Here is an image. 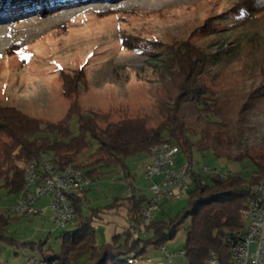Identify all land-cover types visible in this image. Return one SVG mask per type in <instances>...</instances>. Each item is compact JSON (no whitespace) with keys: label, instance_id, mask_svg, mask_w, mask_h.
I'll list each match as a JSON object with an SVG mask.
<instances>
[{"label":"rangeland","instance_id":"1","mask_svg":"<svg viewBox=\"0 0 264 264\" xmlns=\"http://www.w3.org/2000/svg\"><path fill=\"white\" fill-rule=\"evenodd\" d=\"M246 1L88 0L25 16L9 12V19L0 22V104L58 122L69 110L70 100L63 95L65 80H69L80 84L75 97L84 111L110 114L112 120L154 118L176 77L174 53L180 45H188L210 57L207 82L228 116V130L236 138L234 149L240 151L246 144L263 149L264 98L257 108L241 114L247 95L257 91L264 95V11L239 13ZM155 47L163 52L155 55ZM70 125L77 135V115ZM95 148L92 142L90 151ZM89 153L81 157L79 167L88 165ZM149 160L150 154L127 159L132 187L120 169L105 170L86 189L84 216L112 204L115 197L133 192L151 197L152 184L145 173ZM194 160L196 165L223 173L242 172L249 177L252 171L248 161L240 165L198 153ZM13 200L5 189L0 190V213L10 218L7 234L19 244L48 239L43 250L60 253L59 236L68 228L55 226L48 199L38 201L42 216L13 214ZM188 203V195L161 202L159 218L175 217ZM190 222V218L184 221L176 237L164 244L166 250L149 246L144 256L151 261L146 264H186L181 252L186 242L184 229ZM96 228L97 242H108L105 227L97 224ZM168 253L175 255L172 262L165 259ZM38 256V250L33 252L26 245L0 243V264H25L29 257Z\"/></svg>","mask_w":264,"mask_h":264},{"label":"trees","instance_id":"2","mask_svg":"<svg viewBox=\"0 0 264 264\" xmlns=\"http://www.w3.org/2000/svg\"><path fill=\"white\" fill-rule=\"evenodd\" d=\"M79 1L88 0H0V22L9 19V12L12 16H25L22 14L39 10L51 12L58 6ZM261 11H264V0H248L239 13ZM162 52L163 48L158 47L153 51L155 55ZM174 54L178 69L176 77L154 118L124 116L112 120L110 114L84 111L75 97L80 84L69 80H65L63 87L64 97L70 100L69 110L58 122L30 117L17 107L0 104V190L5 189L14 197L13 206L24 189L26 167L34 159L45 156L58 171L69 166L83 170L85 165H81L82 168L78 165L87 152H90L88 165L83 171L93 182L103 176L105 170L113 169H120L128 181L132 175L127 159L150 154L152 147L164 142L179 146L181 158L190 159L196 168L201 166L195 164L196 153L240 165L248 161L252 168L250 176L245 177L242 172L227 177L216 173H194L188 206L168 220L156 214L143 229H140L139 221L143 206L149 200L146 195L133 192L127 197H115L112 204L85 217V189L70 196L77 221L60 233V253L50 248L43 250L48 239L30 244L16 242L7 234L10 218L3 213H0V243L19 248L26 245L33 252H40L39 259L58 264H131L129 260L134 258L139 259V264H146L144 255L148 247H162L173 240L180 226L190 218V224L184 229L186 264H210L214 254L220 264H234L231 242L239 240L246 227L241 211L250 200L248 185L264 178V148L246 144L240 151L234 149L236 138L228 130V116L207 82L212 67L210 57L188 45H180ZM263 98L258 91L247 95L241 114L257 108ZM75 115L79 124L77 135L70 125ZM92 142L96 148L91 152ZM129 186L132 187V183ZM121 206L125 211L121 215L137 227L136 234L126 227L112 243L99 244L96 225L104 221L106 214L118 213Z\"/></svg>","mask_w":264,"mask_h":264},{"label":"built area","instance_id":"3","mask_svg":"<svg viewBox=\"0 0 264 264\" xmlns=\"http://www.w3.org/2000/svg\"><path fill=\"white\" fill-rule=\"evenodd\" d=\"M179 146L164 142L150 149L151 159L145 167L146 178L152 184L151 197L142 209L139 221L140 229L151 222L161 209L163 201H178L187 196L191 188L194 173L200 175L216 173L227 177L232 173H223L218 168L201 165L198 168L191 165L188 158H181ZM156 178V180H155ZM93 180L84 171L72 166L56 170L47 157L34 159L26 167L25 185L21 195L16 199L11 210L18 215L42 216L43 208L38 201L48 199V208L52 211L54 224L57 228L74 225L77 214L71 203L70 196L79 193L93 184ZM250 200L241 211L245 230L239 240L231 242V256L234 264H263L264 257V178L255 184L248 185ZM129 231L136 234L137 227L129 226ZM255 249H252V246ZM166 250L165 247H161ZM185 256V252H181ZM174 254H166L172 262ZM151 260L145 262L150 263ZM129 263L139 264V259H130ZM210 264H220L214 254ZM25 264H58L56 261H46L38 257H29Z\"/></svg>","mask_w":264,"mask_h":264},{"label":"crops","instance_id":"4","mask_svg":"<svg viewBox=\"0 0 264 264\" xmlns=\"http://www.w3.org/2000/svg\"><path fill=\"white\" fill-rule=\"evenodd\" d=\"M150 159H151V155H150ZM150 161V160H149ZM133 180V177H131L130 180H126L129 183H132L131 181ZM139 195V194H138ZM141 195V194H140ZM148 197V196H147ZM150 198V197H148ZM124 207H120L118 213L117 212H113L110 214H106L104 216V221L102 223H99V225H102L105 227V235L107 237V243H112L113 238L122 233L124 231V228H129V226L131 224L128 223L127 221V217L121 214H124ZM159 215V212L157 213ZM252 249H255V246H252ZM165 259L167 261H169L166 257ZM170 262V261H169ZM263 264H264V257H263Z\"/></svg>","mask_w":264,"mask_h":264}]
</instances>
